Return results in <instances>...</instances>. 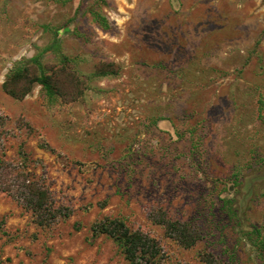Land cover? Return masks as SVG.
I'll use <instances>...</instances> for the list:
<instances>
[{
	"label": "rangeland",
	"instance_id": "rangeland-1",
	"mask_svg": "<svg viewBox=\"0 0 264 264\" xmlns=\"http://www.w3.org/2000/svg\"><path fill=\"white\" fill-rule=\"evenodd\" d=\"M33 59L55 94L15 99ZM2 167L59 214L39 227L0 191V264H127L105 220L155 239L159 264H264V0H0Z\"/></svg>",
	"mask_w": 264,
	"mask_h": 264
},
{
	"label": "trees",
	"instance_id": "trees-1",
	"mask_svg": "<svg viewBox=\"0 0 264 264\" xmlns=\"http://www.w3.org/2000/svg\"><path fill=\"white\" fill-rule=\"evenodd\" d=\"M29 63L39 70L38 75L32 74L28 66L14 69L3 85L4 90L20 100L30 91L33 84H38L48 95H54L55 87L51 77L45 75L39 61L33 59ZM6 169H0V191L10 194L20 202L22 207L31 213L34 223L39 227H48L54 223L59 212L53 206L49 190L29 172L15 176L13 182L8 183L6 177L11 173ZM161 225L165 228L166 237L184 248L194 246L200 239L187 224L163 220ZM93 233L112 239L127 264H159L163 260L162 249L155 239L139 231H131L121 221L100 222L94 225ZM203 262L220 264L208 255Z\"/></svg>",
	"mask_w": 264,
	"mask_h": 264
}]
</instances>
